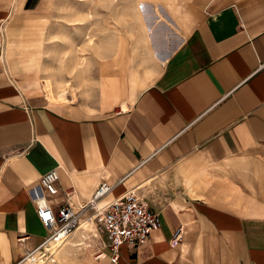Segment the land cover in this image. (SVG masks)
Listing matches in <instances>:
<instances>
[{
  "label": "crops",
  "instance_id": "crops-1",
  "mask_svg": "<svg viewBox=\"0 0 264 264\" xmlns=\"http://www.w3.org/2000/svg\"><path fill=\"white\" fill-rule=\"evenodd\" d=\"M63 5L0 0V264L48 234L30 189L54 168L53 207L67 202L85 225L50 264H264V0L192 1L174 14L152 3L179 41L147 75L155 54L136 56L135 68L124 46L136 35L100 29L88 40V9ZM108 7L122 11L118 2L97 10ZM18 18L50 21L58 47L36 52L49 64L12 51ZM155 37V48L166 41ZM103 182L114 185L109 198L135 189L162 221L116 261L92 210L81 209Z\"/></svg>",
  "mask_w": 264,
  "mask_h": 264
},
{
  "label": "built area",
  "instance_id": "built-area-1",
  "mask_svg": "<svg viewBox=\"0 0 264 264\" xmlns=\"http://www.w3.org/2000/svg\"><path fill=\"white\" fill-rule=\"evenodd\" d=\"M59 172L56 168L41 175L37 185L30 189L39 219L48 229V234L37 245L26 250L22 258L38 264H50L55 254L68 242L72 234L82 228L80 213L67 202L55 210L52 196L59 193ZM114 185L107 182L99 184L90 200L82 204V210L91 209L88 219L98 223V229L107 236V244L113 251L112 260L116 261L123 245L138 246L149 239L152 230L161 226L159 212L148 208L146 202L135 189L109 198ZM67 196L69 193H66ZM183 235L182 227L176 229L173 241L178 242ZM29 234L18 237L21 243L29 239Z\"/></svg>",
  "mask_w": 264,
  "mask_h": 264
},
{
  "label": "rangeland",
  "instance_id": "rangeland-1",
  "mask_svg": "<svg viewBox=\"0 0 264 264\" xmlns=\"http://www.w3.org/2000/svg\"><path fill=\"white\" fill-rule=\"evenodd\" d=\"M192 1L207 3L211 0H59V3L64 4L60 8H65L66 4H69L73 5L75 8L88 9V13H90L92 19L90 23V32H87V34L90 35V38L88 40L93 39V41H95L94 38L99 34L100 29L102 30L101 32H103V34H109L111 32L122 29L123 34H129L132 36L136 35V40L126 42L124 46L129 48V56L131 59H134L133 63L135 68L136 56L144 58L145 61L147 56L149 57L150 55L153 56L155 54V61L151 62V64L149 62L147 68L145 69V75H147V72H150L152 70L151 67L154 65V63H156V65L154 66L156 70H158L159 64H161L160 61L164 60L169 55V53L175 48L179 41V35L177 33L173 31L169 32L166 28H161L160 26H158V18L160 17L161 19H163L166 16L167 12H165V10H161L158 7L154 8V6H152V3L155 4L157 2H162L164 6L168 8L169 12L174 14V9L184 8L188 4V2L192 3ZM100 2H118L119 5H121L122 11L119 12L110 10V7H108V10L106 11H98L97 8ZM59 13V19L62 21L66 20L67 12L60 11ZM80 13H82V11ZM12 25H16L14 27L17 30L16 37L11 40L12 47H14L12 51L16 50L18 52V55L16 56H22V52L26 51V54L28 55V62L33 59V63L41 64L43 62L49 64L51 61L41 59V55H44L45 51L57 49L58 47V45L55 43H49V40L51 39L47 36V34H49V31L51 30L50 21L18 18L12 20L10 28H12ZM10 28H8V30H10ZM146 28L150 29L152 45H150V43L146 39ZM78 30L79 29L76 28V32H78ZM141 34H143L144 41L147 42V44L140 41L142 40L140 38ZM157 34H165L166 41L164 43H160L159 41H157L158 43H156L155 48L154 39H156L155 36ZM79 46V50L88 51L93 49L95 43H88L84 46H82V44H79ZM37 51L41 52L42 54L36 53ZM19 59L20 58H17V60ZM156 73H154L150 78L146 77L148 79V82H150L155 77ZM47 80L50 81L49 79ZM54 87H56V89L59 88V86H53V88Z\"/></svg>",
  "mask_w": 264,
  "mask_h": 264
},
{
  "label": "bare ground",
  "instance_id": "bare-ground-1",
  "mask_svg": "<svg viewBox=\"0 0 264 264\" xmlns=\"http://www.w3.org/2000/svg\"><path fill=\"white\" fill-rule=\"evenodd\" d=\"M84 222V221H83ZM83 225H85V222L83 223ZM20 264H38L36 261H33V260H29V259H26L25 261H23L22 263Z\"/></svg>",
  "mask_w": 264,
  "mask_h": 264
}]
</instances>
